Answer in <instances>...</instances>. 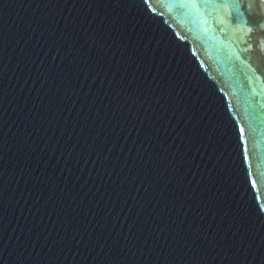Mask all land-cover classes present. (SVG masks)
Segmentation results:
<instances>
[{
  "label": "water",
  "instance_id": "95a60500",
  "mask_svg": "<svg viewBox=\"0 0 264 264\" xmlns=\"http://www.w3.org/2000/svg\"><path fill=\"white\" fill-rule=\"evenodd\" d=\"M0 264H264V0H0Z\"/></svg>",
  "mask_w": 264,
  "mask_h": 264
}]
</instances>
